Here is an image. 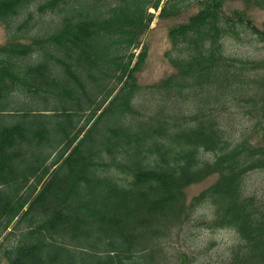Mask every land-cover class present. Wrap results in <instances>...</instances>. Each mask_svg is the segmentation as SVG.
Segmentation results:
<instances>
[{
    "label": "trees",
    "instance_id": "trees-1",
    "mask_svg": "<svg viewBox=\"0 0 264 264\" xmlns=\"http://www.w3.org/2000/svg\"><path fill=\"white\" fill-rule=\"evenodd\" d=\"M234 1L264 11V0H0V264H161L171 231L201 208L202 225L236 234L230 264H264V202L245 187L264 170V75H249L264 60L225 45L245 31L264 43V28L226 9ZM156 12L186 21L167 33L174 72L142 87ZM241 106L255 122L235 141L220 116Z\"/></svg>",
    "mask_w": 264,
    "mask_h": 264
},
{
    "label": "rangeland",
    "instance_id": "rangeland-1",
    "mask_svg": "<svg viewBox=\"0 0 264 264\" xmlns=\"http://www.w3.org/2000/svg\"><path fill=\"white\" fill-rule=\"evenodd\" d=\"M226 9H246L253 22L264 28L263 10L253 6L248 7L241 1L227 2ZM29 12L33 13L35 17L38 15L34 8H31ZM46 20H50V17H47ZM185 21L186 15L174 19H160L158 13H155V18L145 35L144 45L147 47L148 57L143 68L137 74L140 86L157 84L174 72V68L166 58V53L172 51L167 33L172 26ZM39 27L34 25L33 32H37ZM6 39V27L0 23V45L5 43ZM225 45L227 54L232 57L255 61L264 60V43L258 42L256 37L247 31L241 33L240 39L227 38ZM249 73H251L249 74L250 79L257 80L260 75H264V69ZM253 86L254 84L251 85V87ZM262 90V96H264V88ZM244 108L247 109V107ZM244 108L243 106L233 107L220 116L226 134L235 141L249 133L255 122L254 116ZM263 132L264 126L259 128V134ZM216 181L217 176H212L201 183L188 187L185 190L187 200L190 201ZM245 187L249 195H255L262 200L261 202H264V170H256L248 174ZM210 216L206 208H201L196 210L184 223L175 227L171 231L168 241L162 245L163 253L159 254L161 264H230L228 251L237 243V236L232 230H212L200 223ZM19 234L20 232H17L16 241L19 239ZM1 239L2 237H0V243Z\"/></svg>",
    "mask_w": 264,
    "mask_h": 264
}]
</instances>
